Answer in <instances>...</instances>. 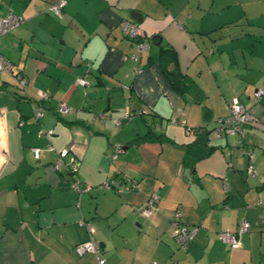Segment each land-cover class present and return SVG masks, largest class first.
Listing matches in <instances>:
<instances>
[{
  "label": "crops",
  "instance_id": "1",
  "mask_svg": "<svg viewBox=\"0 0 264 264\" xmlns=\"http://www.w3.org/2000/svg\"><path fill=\"white\" fill-rule=\"evenodd\" d=\"M57 1L0 0V16L23 17L0 43L12 63L0 72V264H264V94L255 98L264 89V0H64L60 15L50 9ZM123 19L150 41L138 60ZM162 48L174 50L198 97L174 89ZM234 98L254 120L216 136ZM59 100L72 110L56 113ZM195 127L213 148L190 165ZM75 177L80 192L68 187ZM117 177L128 191L100 187ZM152 193L159 211L147 217L140 207ZM175 209L199 225L186 249L173 234ZM242 220L249 230L236 246L219 238ZM84 221L100 257L75 253L90 237Z\"/></svg>",
  "mask_w": 264,
  "mask_h": 264
},
{
  "label": "built area",
  "instance_id": "2",
  "mask_svg": "<svg viewBox=\"0 0 264 264\" xmlns=\"http://www.w3.org/2000/svg\"><path fill=\"white\" fill-rule=\"evenodd\" d=\"M64 0H59L55 3H52L50 5V9L53 10L56 14H61V11L64 6ZM23 22V17L21 15H18L14 12H10L6 16H0V43L2 36L15 29L16 27L20 26ZM119 26L121 30L131 39H133L135 50L131 54L132 59L138 60L141 54L146 51L150 45V42L147 38L144 37L143 33L141 32L140 28L138 27V24H136L134 21L123 19L120 21ZM6 71L8 73H11L12 71V63L9 61L4 54L0 52V72ZM15 79L17 81V84L19 87L24 88L27 84L26 78H24L22 75H15ZM76 82L82 86L88 84L86 78L84 75L76 77ZM264 94V89H259L255 93V98L258 99L261 97V95ZM39 96L41 98H44L47 100L49 98V94L47 91H40ZM72 109L71 107L63 100H59L57 103L56 111L59 114H66L70 112ZM43 107L38 106L34 110V116L36 118H39L43 115ZM254 120V117L252 114L241 104L237 99H232L229 105V112L228 114L219 119V127L214 130V134L216 136L219 135V131L223 130L226 133H242L244 127L252 122ZM188 133L193 132L188 128ZM41 134L50 135L52 134V130L49 129L47 131L40 130ZM50 148V147H49ZM122 150L121 145H115L114 151H113V158H116L117 154ZM230 152L228 151L227 154ZM248 157L250 158L252 156V151L247 150L246 151ZM33 154L35 158H38L39 156V148L34 147L33 148ZM68 155L67 149H62L59 152V158L57 159L54 167L58 169V167L64 163L63 158ZM77 162L74 158V156L69 155V160L67 162L68 170L70 169L72 173L76 171V165ZM248 171H252V166H249ZM71 187L77 191H81L80 182L75 177L74 180L71 182ZM102 187L106 189H114L118 192H122L125 189H127V185L124 181V179L120 178H111L107 179L102 183ZM158 198L157 193H152L151 196L147 199L145 204L141 207V212L143 215L150 217L153 216L157 211V205L155 203L156 199ZM264 203V201H262ZM180 213L179 210H177L174 214L173 221L175 223V227L173 229V234L178 242V244L185 248L187 246V243L194 237L196 232L199 229V225H192V226H186L183 224H179L177 222V218L179 217ZM176 219V220H174ZM90 233V237L78 243L75 246V253L77 255H81L84 252H92L95 254H99L100 252V244L97 240H95L92 236L94 232V228L91 226L87 227ZM249 229V223L245 220H242L236 227L235 230H224L219 233V238L225 242L228 243L231 247H234L238 244L239 236L242 233L247 232ZM99 261L101 262V259L99 258ZM152 264H159L158 262L154 261Z\"/></svg>",
  "mask_w": 264,
  "mask_h": 264
},
{
  "label": "trees",
  "instance_id": "3",
  "mask_svg": "<svg viewBox=\"0 0 264 264\" xmlns=\"http://www.w3.org/2000/svg\"><path fill=\"white\" fill-rule=\"evenodd\" d=\"M144 37L147 38L145 35H144ZM160 64L162 66V70H163L164 74L166 75V77L168 78V80L170 81V83L172 84V86L174 87V89L176 91H178L179 93L189 92V93H192L195 97H198L200 95V90L195 85V83L190 78H188L185 74H182L179 72L178 67H177V60L175 57V53H174V50L172 48H162L161 49ZM40 100H45V99L41 98ZM56 113H57V111H56ZM199 129L200 128H198V127L190 129L191 131H193V134H194V138L186 145V153H187L188 162L190 163V165H192L197 159L207 156L209 154V152L211 151V149L213 148V146L210 144L209 132H207L205 130L198 131ZM138 139H142V138L139 137ZM135 141H137V140H135ZM247 150L251 151L250 148H247L246 151ZM69 172L72 174V177H73L76 171L74 173H72V171L69 169ZM120 179H123V178H120ZM124 181H125V179H124ZM125 183H126V181H125ZM70 184H71V182L69 183L68 187L70 189H73ZM100 187L103 189H106V188L102 187V183L100 184ZM73 190H75V189H73ZM112 190H114V189H112ZM128 190H129V186H127V189H125L122 192H125ZM114 191H116V190H114ZM78 192H80V191H78ZM116 192H118V191H116ZM118 193H121V192H118ZM147 199L144 201V203L141 205V207L145 204ZM158 200H159V194H158V198L155 201V203L157 205L156 213L159 211ZM141 207H140V211H141ZM177 210L178 209H175V211L173 212L172 218H174V214ZM179 218H180V215L177 218V222L179 224L180 223L183 224L182 222H180ZM174 220H176V219H174ZM83 224L86 227L91 226L89 223H86V221H84ZM183 225H185V224H183ZM193 225H197V224H193ZM186 226H188V225H186ZM190 226H192V225H190ZM100 246H101V244H100ZM179 247L182 248L180 245H179ZM182 249H186V247L182 248ZM100 251H101V248H100ZM99 254H100V252H99ZM99 254H96V255H98V257H100ZM77 256H79V255H77Z\"/></svg>",
  "mask_w": 264,
  "mask_h": 264
},
{
  "label": "water",
  "instance_id": "4",
  "mask_svg": "<svg viewBox=\"0 0 264 264\" xmlns=\"http://www.w3.org/2000/svg\"><path fill=\"white\" fill-rule=\"evenodd\" d=\"M136 15H140V13L135 12L134 14H132V17L135 19Z\"/></svg>",
  "mask_w": 264,
  "mask_h": 264
},
{
  "label": "rangeland",
  "instance_id": "5",
  "mask_svg": "<svg viewBox=\"0 0 264 264\" xmlns=\"http://www.w3.org/2000/svg\"><path fill=\"white\" fill-rule=\"evenodd\" d=\"M121 148H122V146H121Z\"/></svg>",
  "mask_w": 264,
  "mask_h": 264
}]
</instances>
